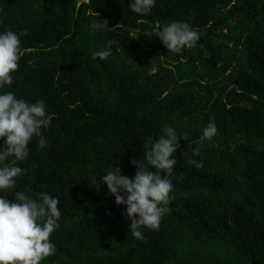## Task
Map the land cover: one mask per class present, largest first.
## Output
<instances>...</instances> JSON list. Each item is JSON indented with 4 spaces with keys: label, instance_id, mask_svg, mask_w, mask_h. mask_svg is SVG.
Returning <instances> with one entry per match:
<instances>
[{
    "label": "trees",
    "instance_id": "obj_1",
    "mask_svg": "<svg viewBox=\"0 0 264 264\" xmlns=\"http://www.w3.org/2000/svg\"><path fill=\"white\" fill-rule=\"evenodd\" d=\"M130 3L0 0V34L27 30L0 94L53 115L46 148L34 136L25 161L5 162L25 171L0 197L58 199L56 251L41 264H264V0H155L144 15ZM96 19L108 28L93 30ZM172 22L198 32L194 47L167 51L155 33ZM109 40L112 55L94 58ZM209 123L216 135L192 157ZM165 127L182 138L171 211L137 240L102 178L111 167L134 178L130 161Z\"/></svg>",
    "mask_w": 264,
    "mask_h": 264
},
{
    "label": "clouds",
    "instance_id": "obj_2",
    "mask_svg": "<svg viewBox=\"0 0 264 264\" xmlns=\"http://www.w3.org/2000/svg\"><path fill=\"white\" fill-rule=\"evenodd\" d=\"M154 5L155 0H131L129 6L133 13L144 15ZM108 23L107 19L102 23L96 19L90 26L99 30L108 28ZM25 35L26 29L18 35L11 28L0 34V89L14 82L13 73L18 70L23 51L20 37ZM155 37L174 54L194 47L199 40L198 32L187 22H172L157 30ZM114 43L113 40L107 41L103 50L94 53V58H109ZM52 119L53 115L47 113L43 101L28 103L10 91L0 94V139L4 141L3 151H0V190L13 189L15 178L25 171L15 163H5L9 157H14L16 162L25 161L34 136L39 138V148L47 147L42 129L46 130ZM162 131L163 135L158 139H148L144 146V161H130L136 167L134 178L123 175L119 167H111L102 178L108 193L115 197L116 205L126 206L129 231L137 240L145 239L142 229L158 231L161 218L171 211L167 205L173 190V168L176 164L172 157L179 148L178 139L182 138L174 128L165 127ZM216 131L213 123L203 129L200 144L193 149L192 157L199 155L203 141L211 140ZM188 164L203 167V162L194 158L188 159ZM149 167L155 171H149ZM58 204V199L46 192H40L36 198L17 192L15 202L0 197V264H41L55 253L50 237L60 228Z\"/></svg>",
    "mask_w": 264,
    "mask_h": 264
}]
</instances>
